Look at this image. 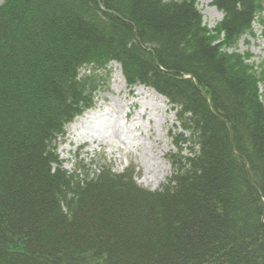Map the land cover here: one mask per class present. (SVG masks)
<instances>
[{
  "label": "trees",
  "instance_id": "1",
  "mask_svg": "<svg viewBox=\"0 0 264 264\" xmlns=\"http://www.w3.org/2000/svg\"><path fill=\"white\" fill-rule=\"evenodd\" d=\"M0 0V264H264V0ZM118 65L176 112L171 175L68 172L66 128Z\"/></svg>",
  "mask_w": 264,
  "mask_h": 264
},
{
  "label": "rangeland",
  "instance_id": "2",
  "mask_svg": "<svg viewBox=\"0 0 264 264\" xmlns=\"http://www.w3.org/2000/svg\"><path fill=\"white\" fill-rule=\"evenodd\" d=\"M212 1L197 0V8L209 30L223 18L222 13L212 7ZM253 34V37H243L236 48L228 52L248 55L250 63L259 66L264 63V39L257 23L254 24ZM102 79L94 106L86 112L91 114L85 116V113L69 125L58 145L57 154L63 168L68 172L77 169L82 175L89 172L90 176L103 166L117 173L131 169L138 185L156 190L171 175L168 156L176 152L173 139V135L179 131L176 112L165 98L160 96L164 103L152 89L129 87L116 64ZM142 102L147 104L145 116L142 114L145 111L142 110ZM100 123L104 127L103 134L97 128ZM90 138L95 140L93 146L77 148L86 143L92 145Z\"/></svg>",
  "mask_w": 264,
  "mask_h": 264
},
{
  "label": "bare ground",
  "instance_id": "3",
  "mask_svg": "<svg viewBox=\"0 0 264 264\" xmlns=\"http://www.w3.org/2000/svg\"><path fill=\"white\" fill-rule=\"evenodd\" d=\"M154 92V91H153ZM152 94H154L155 95V93H152ZM159 96V95H158ZM157 97V96H156ZM160 97V96H159ZM161 98V97H160ZM162 100H163V102L165 103V101H164V99L163 98H161ZM117 105V104H116ZM142 110H145L146 108H147V104L145 103V102H142ZM123 107V106H122ZM126 107V106H125ZM120 108V107H119ZM121 109V108H120ZM157 109V108H156ZM147 110V109H146ZM146 110L145 111H142V114L145 116L146 115ZM158 110V109H157ZM123 111V110H122ZM91 114V112H89V113H86V115L85 116H87V115H90ZM141 118H142V115L140 116ZM160 117V116H159ZM140 118V119H141ZM156 119H159L158 117L156 118ZM161 120V119H160ZM150 121H151V119H150ZM161 121H163V120H161ZM133 122H135V120H133ZM165 170H167V172H168V169H165ZM165 170L163 171V172H165ZM163 178H164V176H163Z\"/></svg>",
  "mask_w": 264,
  "mask_h": 264
}]
</instances>
